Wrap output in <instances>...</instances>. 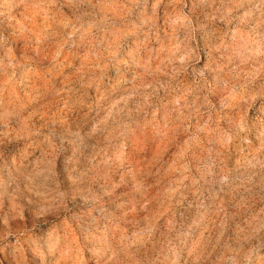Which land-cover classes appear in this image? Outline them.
<instances>
[{
	"label": "clouds",
	"instance_id": "1",
	"mask_svg": "<svg viewBox=\"0 0 264 264\" xmlns=\"http://www.w3.org/2000/svg\"><path fill=\"white\" fill-rule=\"evenodd\" d=\"M0 264H264V0H0Z\"/></svg>",
	"mask_w": 264,
	"mask_h": 264
}]
</instances>
